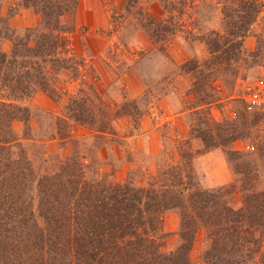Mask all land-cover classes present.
I'll return each instance as SVG.
<instances>
[{"label": "trees", "instance_id": "trees-1", "mask_svg": "<svg viewBox=\"0 0 264 264\" xmlns=\"http://www.w3.org/2000/svg\"><path fill=\"white\" fill-rule=\"evenodd\" d=\"M17 1L33 7L42 21L15 36L8 18L0 17V89L14 101H0V264H194L191 252L202 230L208 246L201 264H264V188L259 187L258 176L251 175L248 163L241 165L246 171H241L245 175L237 183L209 190L193 182V169L186 166L195 155L190 151H182L181 162L162 166L144 184L120 183L102 175L96 164H86L77 141L70 156L50 160V165L47 159L38 164L29 156L12 127L14 121L24 122L28 139V109L18 101L35 88L59 99L60 90L53 82L71 67L58 49L68 43L64 34L74 32V26L62 19L75 15L80 0ZM141 1L127 2L133 8ZM211 1L220 13V29L198 36L187 33L206 46L208 56L202 61L190 59L181 67L192 79L191 92L199 107L220 100L214 86L219 78L227 82L233 76L236 81L244 70L264 64L261 41L254 52L245 46L263 1ZM194 2L161 0L167 13L163 19L138 8V23L159 51L164 52L182 30L177 22ZM3 39L12 43L10 53L1 48ZM88 102L86 94L71 98L59 126L70 127L73 122L88 128L101 143L113 137V120L138 115L133 113L135 101L124 103L116 113L110 106L95 108ZM199 113L206 114L203 109ZM255 121L247 117L241 127L233 121L214 123L211 129L206 117L199 124L207 129L198 131L206 149L231 148L252 134ZM214 130L218 133L213 144ZM62 131L64 139L66 130ZM238 193L241 203L235 205ZM170 211L180 216V244L168 252L163 222Z\"/></svg>", "mask_w": 264, "mask_h": 264}, {"label": "rangeland", "instance_id": "rangeland-1", "mask_svg": "<svg viewBox=\"0 0 264 264\" xmlns=\"http://www.w3.org/2000/svg\"><path fill=\"white\" fill-rule=\"evenodd\" d=\"M127 1L80 0L75 15L62 19L67 26H74V32L64 34L68 43L58 49L70 59L71 67L53 82L60 90L59 99L54 100L35 88L18 101L28 109V139H24L25 123L19 120L12 123L29 156L38 164L47 159L50 165V160L70 156L77 141L86 164H96L95 169L102 175L120 183L144 184L162 166L181 162L182 151H190L195 155L186 166L193 169V182L201 188L212 190L237 183L245 175L243 163L251 166V175H257L259 187L264 188V109L248 111L246 106L251 94L264 95V64L244 70L236 81L233 76L227 82L219 78L214 86L220 100L199 107L191 92L192 79L181 67L190 59L202 61L208 56L206 46L187 33L192 31L198 36L200 32L220 29V13L214 2L194 0L193 7L188 3L185 15L177 22L182 30L162 52L159 45H152L137 20L140 7L157 19L166 18L161 0H142L133 8H129ZM0 17L8 18L15 36H23L42 21L33 7H25L17 0H0ZM259 41L260 50L264 51V6L245 39V46L254 52ZM1 48L10 53L12 43L3 39ZM8 94L0 89V101L14 102ZM82 94L89 97V105L95 108L99 105L101 109L110 106L112 113L121 110L124 103L135 101L137 111L133 113L138 115L113 120V137L97 143L96 133L88 128L73 122L70 127L58 124L66 116L69 100ZM201 109L206 114L199 113ZM206 117L211 129L214 123L233 121L241 127L247 117L250 122H259L255 121L249 137L235 141L231 148L209 150L198 131L207 129L199 124ZM62 130H66L64 139ZM213 133L214 144L218 132ZM88 145L91 148L86 151ZM235 198V205H240L242 195L238 193ZM163 228L168 236L165 250L173 251L180 244L177 211L166 213ZM207 246L208 239L202 230L191 252L194 264L202 263Z\"/></svg>", "mask_w": 264, "mask_h": 264}, {"label": "built area", "instance_id": "built-area-1", "mask_svg": "<svg viewBox=\"0 0 264 264\" xmlns=\"http://www.w3.org/2000/svg\"><path fill=\"white\" fill-rule=\"evenodd\" d=\"M246 106L248 111L264 109V95L260 93L251 94L246 101Z\"/></svg>", "mask_w": 264, "mask_h": 264}]
</instances>
